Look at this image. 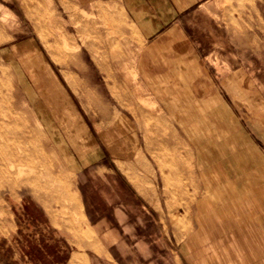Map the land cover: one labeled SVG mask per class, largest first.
I'll list each match as a JSON object with an SVG mask.
<instances>
[{
    "label": "rangeland",
    "instance_id": "1",
    "mask_svg": "<svg viewBox=\"0 0 264 264\" xmlns=\"http://www.w3.org/2000/svg\"><path fill=\"white\" fill-rule=\"evenodd\" d=\"M42 61L57 84L48 94L63 91L79 123L83 110L133 122L135 169L167 213L168 255L231 264L261 253L251 239L264 237V147L219 80L240 70L264 94V0H204L152 34L115 0H0V264H63L96 233L77 207V175L38 118L43 90L32 77L44 73ZM197 156L233 189L228 242L239 251L201 253L198 196L172 173L186 162L194 169Z\"/></svg>",
    "mask_w": 264,
    "mask_h": 264
},
{
    "label": "crops",
    "instance_id": "2",
    "mask_svg": "<svg viewBox=\"0 0 264 264\" xmlns=\"http://www.w3.org/2000/svg\"><path fill=\"white\" fill-rule=\"evenodd\" d=\"M115 1L142 34H152L204 0ZM174 22L168 30L179 25L177 20ZM41 63L45 71L38 72L40 80L31 76L43 90L38 118L65 170L77 175V207L82 221L93 226L96 232L87 248L69 251L63 264H190L180 249L171 257L162 245L163 235H167V213L156 204L155 186H146V180L135 169L140 143L133 122L125 115L108 120L100 112L83 110L79 123L63 91L55 93V97L48 94V88H55L57 84L47 68L48 63ZM219 84L228 106L243 120L254 140L264 147L262 90L240 70L223 75ZM199 158L194 162L196 182L188 184L198 196L195 207L200 215L199 236L204 246L201 253L221 249L236 252L238 249L228 242L232 236V212L237 206L232 199L233 189L228 184H220L221 173L213 167L204 169ZM82 180L87 182L85 186ZM255 208L260 207H251ZM258 225L264 226L262 221ZM251 241L260 243L263 249L259 254L246 252L244 261L264 264V237ZM243 257L236 255L231 264H238Z\"/></svg>",
    "mask_w": 264,
    "mask_h": 264
},
{
    "label": "bare ground",
    "instance_id": "3",
    "mask_svg": "<svg viewBox=\"0 0 264 264\" xmlns=\"http://www.w3.org/2000/svg\"><path fill=\"white\" fill-rule=\"evenodd\" d=\"M40 80V79H38ZM7 131V130H6ZM9 138V137H8ZM184 162V161H183ZM186 162V161H185ZM187 164H184L185 168L182 171H177V169L172 172L174 175L179 174V175H185L186 179L188 180L187 182V186L189 184H193L194 182H196V178H195V171L193 169V167L191 166V164L189 162H186ZM181 169V168H180ZM199 179V178H198ZM189 183V184H188ZM200 183V182H199ZM186 189V188H185ZM188 196V195H187ZM192 201V198H190V202Z\"/></svg>",
    "mask_w": 264,
    "mask_h": 264
}]
</instances>
